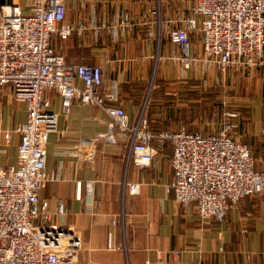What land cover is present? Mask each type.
Masks as SVG:
<instances>
[{
	"label": "crops",
	"instance_id": "obj_1",
	"mask_svg": "<svg viewBox=\"0 0 264 264\" xmlns=\"http://www.w3.org/2000/svg\"><path fill=\"white\" fill-rule=\"evenodd\" d=\"M64 3L73 31L65 40L54 35L52 47L66 63L101 67L104 87L116 93L131 125L143 112L154 132L177 131L182 125L190 132L216 131L219 126L210 128L199 106L201 88L240 85L255 103L242 120H234L237 137L249 147L264 149V52L253 69L232 68L223 74L203 59L198 16L196 29L189 33L194 61L188 68L179 59L181 47L169 39V32L183 27L193 14L196 0ZM13 4L30 14L32 0H0V15L3 6ZM186 91L195 93L183 97ZM43 96L49 110L60 111L57 94L45 90ZM25 120V103L14 98L10 84L0 86L1 167L16 164L17 128ZM94 137L98 142L89 155ZM128 147V134L116 129L103 107L77 99L69 114L59 113L55 130L48 134L45 165L52 178L38 195L48 202L46 223L72 226L81 233L77 264H264V194L241 198L222 221L203 222L194 202L174 199L171 143L158 148L144 168L126 162ZM129 182L140 184L137 194L123 192ZM58 202L64 213L56 211ZM110 236L113 249L108 248ZM195 244L201 245L202 255L193 251ZM172 250L180 254L172 256Z\"/></svg>",
	"mask_w": 264,
	"mask_h": 264
},
{
	"label": "built area",
	"instance_id": "obj_2",
	"mask_svg": "<svg viewBox=\"0 0 264 264\" xmlns=\"http://www.w3.org/2000/svg\"><path fill=\"white\" fill-rule=\"evenodd\" d=\"M1 10L0 86L10 84L14 98L25 103L26 120L17 128L16 164L0 166V264L78 262L81 233L72 226L46 223L51 215L48 202L38 195L52 178L45 165L48 134L55 130L59 113L71 112L75 99L103 107L116 129L128 134L126 162L138 168L149 166L158 148L170 142L174 199L180 204L194 202L203 222L222 221L241 198L264 194V168L256 167L251 148L237 137L238 112H227L218 129L208 133L190 132L184 125L177 131L154 132L143 112L131 125L116 93L104 87L101 67L66 63L52 47L54 35L65 40L73 31L64 0H32L28 15L17 4ZM192 13L183 27L169 32L170 41L182 49L179 59L185 68L194 61L189 57V33L196 29L197 16L206 64L226 74L232 68L253 69L262 62L264 0H196ZM45 90L60 97L59 112L48 109ZM97 142L94 137L89 155ZM80 186L78 181V197ZM139 186L125 183L123 192L137 194ZM56 211L65 212L62 202ZM108 248H115L111 236ZM193 251L203 253L200 244ZM170 254L177 256L180 251Z\"/></svg>",
	"mask_w": 264,
	"mask_h": 264
},
{
	"label": "rangeland",
	"instance_id": "obj_3",
	"mask_svg": "<svg viewBox=\"0 0 264 264\" xmlns=\"http://www.w3.org/2000/svg\"><path fill=\"white\" fill-rule=\"evenodd\" d=\"M201 89V105L199 104V106L204 115L209 117L207 125L210 128L218 127L221 121L226 117L227 112H238L239 120H242V117L246 116L247 110L251 109V107L254 106L253 103H255V101L250 102L252 98V96H250V91L247 93L244 87L240 85H236L235 89L223 86L212 91L205 90L204 87ZM194 93L195 91H186L182 96L188 95L187 97H190ZM148 94L152 96L154 91L150 89ZM250 148L253 156L257 160L256 166L258 168H264V149L253 146H250Z\"/></svg>",
	"mask_w": 264,
	"mask_h": 264
},
{
	"label": "trees",
	"instance_id": "obj_4",
	"mask_svg": "<svg viewBox=\"0 0 264 264\" xmlns=\"http://www.w3.org/2000/svg\"><path fill=\"white\" fill-rule=\"evenodd\" d=\"M152 91V90H151ZM154 91V90H153ZM145 115V114H144ZM145 117L147 118V116L145 115ZM148 119V118H147Z\"/></svg>",
	"mask_w": 264,
	"mask_h": 264
}]
</instances>
